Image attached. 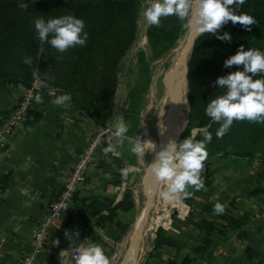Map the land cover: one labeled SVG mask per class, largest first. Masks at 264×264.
<instances>
[{
	"label": "trees",
	"instance_id": "trees-1",
	"mask_svg": "<svg viewBox=\"0 0 264 264\" xmlns=\"http://www.w3.org/2000/svg\"><path fill=\"white\" fill-rule=\"evenodd\" d=\"M25 3L29 4V7L22 11L18 8V0H0V81L22 84L27 89H34L32 105L28 110L29 118L23 124L39 121L43 110L38 107L45 106L54 96L70 93L71 101L85 117L90 118L99 127H106L115 114L121 61L137 39L142 0H25ZM237 12L256 18L258 23L252 26L251 32L240 24L234 25L229 21L220 32L230 33L231 42L219 40L211 34L201 35L196 38L187 61V100L190 113L182 136L191 137L194 129H198L193 137L197 141L203 139L204 129L212 134V141L206 148L208 157L205 161L206 170L203 172L205 185H211V166L217 158H256L264 163V123L234 121L225 136L218 139L216 131L220 125L206 115L210 100L225 92V89H220L214 83L217 78L243 70V66L235 65L225 68V60L236 54L241 45H244L245 50L253 48L264 52V0H246ZM69 14L85 22V30L89 35L84 46L70 48L61 53L50 44H42L38 40L34 27L35 19L42 17L47 21ZM185 23L175 16H170L162 18L159 27H148L147 37L154 59L160 58L175 47L188 27ZM25 58L31 60L30 65L23 63ZM139 61L141 65L146 61L143 50L139 53ZM36 74L42 84L34 88ZM256 78L260 77H254ZM36 95L42 97V103L35 102ZM135 108L136 105H133L132 113H135ZM9 114L10 112L0 114V123L1 117ZM130 115L131 111L127 115V123L131 119ZM107 155L112 156L111 153ZM102 159L99 165L107 166L104 158ZM113 159L119 161L118 158ZM189 191L192 193L191 197L183 201L192 203L193 195L199 191L194 188ZM231 205H234V201ZM133 208L134 200L129 192L119 201L107 196H84L77 193L64 228L55 233L54 240L59 239L60 244L52 246L47 264H62L59 253L66 248L65 232L69 233L77 221L83 220L85 225H89L91 219H94L95 228L107 230V235L117 239L128 229V223L121 220L122 214L132 211ZM228 211L214 217L211 215L212 206L205 203L198 212V218L194 217L195 212H190L187 220L179 218L176 225L180 235L186 232L182 228L187 222L204 231L200 243L195 246L196 251L203 252L212 245V235L215 231L225 233L226 225L240 228L247 223L248 214L235 219L227 214ZM110 225L120 228L122 234L110 228ZM179 236L159 227L149 255L152 259L150 264H192L190 255L182 258L178 256L185 245ZM93 241L95 245L107 246L109 253L114 252V247L101 235L93 234ZM164 248L176 249L177 254L170 256L166 261H153L155 256L160 257V250Z\"/></svg>",
	"mask_w": 264,
	"mask_h": 264
},
{
	"label": "crops",
	"instance_id": "crops-1",
	"mask_svg": "<svg viewBox=\"0 0 264 264\" xmlns=\"http://www.w3.org/2000/svg\"><path fill=\"white\" fill-rule=\"evenodd\" d=\"M39 80L37 77L35 83ZM24 92L22 84L0 81V114L14 110ZM55 98L38 107L43 110L39 121L16 128L5 154L0 157V264H17L23 254L32 250L31 232L46 213L68 170L101 128L85 117L72 101L57 106L52 103ZM102 158L107 166L92 169L81 195H104L119 201L124 189L112 190L115 178L121 179L113 172L118 170L119 161L105 154ZM221 159L217 158L211 166V185L204 184V188L193 195L194 205L186 204V207L181 202L184 215L181 219H188L190 208H194L191 212H199L208 203L214 209L219 202L225 206V211L229 210V216L240 219L248 214V221L240 228L226 225L225 233L215 231L212 245L203 252L196 251L195 246L200 243L204 231L187 222L182 228L186 232L179 236L185 245L178 256L190 255L192 264H264L261 209L264 163L256 158L234 157L225 162ZM198 215L195 213L194 217ZM211 215L217 216L214 211ZM74 249L60 251L62 264H75ZM160 252V257L153 258L156 263L177 254L173 248Z\"/></svg>",
	"mask_w": 264,
	"mask_h": 264
},
{
	"label": "clouds",
	"instance_id": "clouds-1",
	"mask_svg": "<svg viewBox=\"0 0 264 264\" xmlns=\"http://www.w3.org/2000/svg\"><path fill=\"white\" fill-rule=\"evenodd\" d=\"M245 3L246 0H152L143 15L149 25L156 27L161 25L162 18L175 16L180 21L186 22V27L191 25L197 37L211 34L219 40L231 42L230 33L220 32L229 21L234 25L240 24L249 32L252 26L258 23L252 15L238 14L237 10ZM194 5L196 11L193 18ZM28 7L29 4L25 3V0H18L20 10L25 11ZM34 27L37 38L42 44L48 43L61 53L70 48L84 46L89 35L85 30L84 20L71 14L47 21L42 17L37 18ZM23 63L30 65L31 60L25 58ZM234 65L243 66V70L218 77L214 83L220 89H225V92L211 99L206 107V115L220 125L216 131L218 139L225 136L234 121L264 123V52L253 48L245 50L244 45H241L236 54L224 62L225 68ZM256 76L260 78L254 79ZM71 99V94L65 93L57 96L52 103L63 106ZM35 102L42 103V97L36 95ZM128 131V125L123 120L116 123L107 138L104 154L111 153L118 157L120 155L118 148L127 139L132 145L130 151L138 159L144 158L149 152L148 142L141 139L132 140L126 135ZM163 131L164 127H161V134ZM202 134L203 139L198 141L186 138L178 144L175 140H170L156 153L155 161L151 163V173L156 182L164 186V191L160 193L163 200L179 201L190 198L192 195L190 188L197 191L204 188L203 171L208 157L206 148L212 141V134L207 129H204ZM130 171L134 169H124L122 175L126 176ZM213 211L215 214H223L225 206L217 202ZM65 235L69 239L72 237L68 232H65ZM75 235L78 237L79 232ZM52 244L59 246V239L52 241ZM75 264H110V260L101 246L90 244L79 248Z\"/></svg>",
	"mask_w": 264,
	"mask_h": 264
},
{
	"label": "rangeland",
	"instance_id": "rangeland-1",
	"mask_svg": "<svg viewBox=\"0 0 264 264\" xmlns=\"http://www.w3.org/2000/svg\"><path fill=\"white\" fill-rule=\"evenodd\" d=\"M151 2L152 0H142L138 18L137 39L121 61L119 85L116 93L115 114L113 119L106 127H101L104 132V143L97 152V161L100 163L102 159H100V157L104 154L103 149L107 146V138L111 131L114 130V125L121 120H123L124 123L128 125L129 131L126 134L127 137H130L132 140L141 139L144 142H148L147 150L149 152L146 153L144 158L138 159L137 156H135L130 151L132 145L127 139L124 141V144L118 148L120 153L118 157L109 155L110 157L118 158L119 162H117V172L121 177V179L118 178V176L116 178L114 177L115 180L112 190L119 192L120 190L118 188L121 187L124 189L123 196L129 192V195L134 200L133 210L128 213H123L121 218L123 222L128 223V229L124 234H122L120 228L115 225H110V228L115 229L118 231V233L122 234L120 238L115 239L110 235H107V230L95 228L94 219H91V223L89 225H85L83 223L84 221L80 220L77 221L70 229L69 235L72 237L70 239L67 237L65 240L66 248L72 250L74 248H80L81 246L94 244L93 234L101 235L105 240L107 238L108 240L106 241L114 247V252L109 253V248L107 246L102 244L100 246L106 253H108L107 256L110 260V264H134L137 259L136 254L132 258L129 257L128 254H124L129 247L128 235L136 220L139 209L145 205L146 201V196L142 191V179L145 174L144 172L147 166L152 162L156 150L158 149V146L161 142L160 124L156 113L155 103H157V101L163 97L164 75L173 65L178 54V49L188 33L187 27L185 33L178 40V43L171 51L165 53L160 58L154 59L147 37V30L150 25L146 22L143 15L144 10ZM141 50H143L146 54V61L143 63V65H141L139 61V53ZM133 105H136L135 113H132ZM189 109L186 92L187 119L190 113ZM129 111H131V119L129 121L130 124L127 123V115L129 114ZM184 130L185 129L182 130L178 137V144L183 142V140L186 138L193 139V137L198 132V129H194L192 131L193 135L191 137H184L182 136ZM113 142L115 143V141ZM153 148H155L154 151H151ZM220 158H222L221 162H225L227 159L226 157ZM124 169H134V171L128 172V174L125 176L122 175V170ZM116 173L115 175H117ZM115 182L119 183L117 184ZM163 191L164 186L162 185L158 194L152 193L147 199V217L145 220V227L149 230V236L145 238V245H143V250L139 257V264L151 263L152 259L149 257V255L153 249L157 234V227H163L164 229L169 230V232L175 236L180 235L176 224L179 223V218L184 216L182 213L183 206L181 202L189 206L191 204L184 202L183 200L165 201L160 196V193ZM100 197H104V195ZM192 205H194V202H192L191 206ZM192 209H189V213ZM194 212L198 213V211ZM165 225H167V227H165ZM76 232H79L78 237L75 235ZM104 234L106 237L103 236Z\"/></svg>",
	"mask_w": 264,
	"mask_h": 264
},
{
	"label": "built area",
	"instance_id": "built-area-1",
	"mask_svg": "<svg viewBox=\"0 0 264 264\" xmlns=\"http://www.w3.org/2000/svg\"><path fill=\"white\" fill-rule=\"evenodd\" d=\"M37 87L36 83L34 88ZM24 95L8 116H2L0 123V157L5 154L11 137L18 126L28 118V110L32 105L34 89L24 87ZM103 129L100 128L90 142L85 146L77 161L65 175L60 189L56 192L46 213L37 222L31 232L32 250L23 254L17 264H47V258L52 252V241L55 233L64 228L68 212L73 205L75 195L81 193L86 186L92 169L99 165L97 152L104 143ZM264 215V199L262 203ZM79 248L73 250L72 256L78 255Z\"/></svg>",
	"mask_w": 264,
	"mask_h": 264
},
{
	"label": "bare ground",
	"instance_id": "bare-ground-1",
	"mask_svg": "<svg viewBox=\"0 0 264 264\" xmlns=\"http://www.w3.org/2000/svg\"><path fill=\"white\" fill-rule=\"evenodd\" d=\"M195 11L196 8L194 5L193 18L195 17ZM194 37L195 34L193 32L192 26L189 25L188 33L178 49V54L175 58V61L171 68L164 75L163 97L158 100L157 103H155L159 124L161 127H164L162 134L160 127L161 142L158 146V149L156 150V153L162 150V148L166 146L170 140H175L177 142L178 137L187 122V79L185 73L187 71V61L191 54V46ZM156 153L151 163L155 161ZM151 163L147 166L142 179V191L146 196L145 205L138 211L136 220L128 235L129 247L124 254H128L131 258L136 254L137 259L134 264H139V257L143 250V245H145V238L149 236V230L145 227V220L147 217L146 204L148 196H150L152 193L158 194L162 186L156 182L154 176L151 173Z\"/></svg>",
	"mask_w": 264,
	"mask_h": 264
},
{
	"label": "water",
	"instance_id": "water-1",
	"mask_svg": "<svg viewBox=\"0 0 264 264\" xmlns=\"http://www.w3.org/2000/svg\"><path fill=\"white\" fill-rule=\"evenodd\" d=\"M196 38H197V36L195 35V37H194V39H193V41H192L191 52H192V50H193V46H194V43H195ZM187 72H188V63H187ZM41 84H42V80H39V81L36 83V86H37V87H40ZM187 94H188V91H187ZM189 108H190V106H189ZM189 110H190V109H189ZM188 120H189V116H188L187 122H188ZM187 122H186V124H185V127H186V125H187ZM185 127H184V129H185ZM159 227H160V226H159ZM159 227H157V230L159 229Z\"/></svg>",
	"mask_w": 264,
	"mask_h": 264
}]
</instances>
